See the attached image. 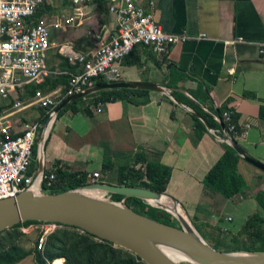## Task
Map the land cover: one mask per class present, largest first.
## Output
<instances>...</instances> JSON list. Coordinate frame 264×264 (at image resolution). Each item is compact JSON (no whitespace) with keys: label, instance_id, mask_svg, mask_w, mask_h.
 I'll list each match as a JSON object with an SVG mask.
<instances>
[{"label":"crops","instance_id":"obj_1","mask_svg":"<svg viewBox=\"0 0 264 264\" xmlns=\"http://www.w3.org/2000/svg\"><path fill=\"white\" fill-rule=\"evenodd\" d=\"M136 2L163 32L183 34L188 40L171 46L162 58L137 46L121 65L118 82L153 83L167 94L148 92L144 103L142 98H135L140 103L129 98L96 104L90 96L77 100L74 108L58 112L43 140V171L98 172L102 183L118 186L119 167L131 165L135 153L143 151L171 171L163 193L166 203L175 201L212 248L239 252L240 232L257 212L254 196L263 188L264 173L227 152L226 129L222 132L210 123L218 126L219 113L233 110L238 125H249L236 142L264 164V54L259 51L264 43V0ZM110 3L94 1L78 9L65 2L42 6L50 9L40 23L48 25L62 13L75 18L71 26L50 33L49 75L66 72L60 70V47L71 45L86 54L115 34ZM10 99L19 100L16 93ZM38 108L21 111L13 122L20 126L40 119L43 109ZM195 114L209 129L198 118L204 130L197 126ZM44 125L35 145L37 167ZM104 160L113 166L109 171L103 168ZM206 186L218 193L206 195Z\"/></svg>","mask_w":264,"mask_h":264},{"label":"built area","instance_id":"obj_2","mask_svg":"<svg viewBox=\"0 0 264 264\" xmlns=\"http://www.w3.org/2000/svg\"><path fill=\"white\" fill-rule=\"evenodd\" d=\"M58 2H65L78 9L94 0H0V200L29 190L36 194H42L43 191L45 172L40 173L37 165L30 172L35 145L43 126L37 119L25 120L17 126L12 119L30 107L42 108L48 112V120L41 134L44 137L57 117L54 111L62 102L61 89L51 92L35 89L34 96L24 101L19 97L29 94L30 88L41 85L49 75L46 62L52 44L48 28L64 30L75 22V18L62 13L48 25L29 23L40 7ZM110 2L108 9L115 18V34L86 54L75 51L71 45L59 49L69 64L82 66L80 73H69L67 97L92 87L100 79L108 83L118 82L121 65L137 46L162 58L171 46L188 40V36L183 34L163 32L154 22L152 14L145 13L136 0ZM259 51L264 54V43L259 44ZM23 89L25 90L22 92ZM12 93H16L19 100L12 102ZM233 115L234 111L227 109L219 118L226 125L228 137L223 141L227 145L228 138L240 140L249 129L247 124L241 126L233 122ZM135 169L143 170V166L137 164ZM52 178L53 176L50 177ZM86 179L88 184L102 183L103 174L89 172ZM46 184L49 186L50 182ZM34 227L38 230L36 248L41 252L45 249L48 236L61 228L56 223L42 222L22 227L21 231L26 233L28 229H35Z\"/></svg>","mask_w":264,"mask_h":264},{"label":"water","instance_id":"obj_3","mask_svg":"<svg viewBox=\"0 0 264 264\" xmlns=\"http://www.w3.org/2000/svg\"><path fill=\"white\" fill-rule=\"evenodd\" d=\"M120 89L167 94L157 84L148 82L98 84L66 97L54 113L57 116L69 104L92 94ZM194 116L209 129L199 115ZM46 136L42 137L41 155L38 156L40 173L43 172L42 152ZM228 144L245 163L264 173V164L247 155L235 140L228 138ZM87 191L144 201L151 207L171 213L179 226L167 225L142 215L127 207L124 200L114 202L98 194L89 195ZM162 197L165 198V195L148 189L104 183L85 184L59 194H36L29 190L0 200V232L25 222H48L76 228L113 247L130 252L144 264H179L169 254L185 258L189 264H264V251L223 253L215 250L192 228L175 201L173 205L166 203L167 206L155 203ZM170 208H178L181 213L178 216Z\"/></svg>","mask_w":264,"mask_h":264},{"label":"trees","instance_id":"obj_4","mask_svg":"<svg viewBox=\"0 0 264 264\" xmlns=\"http://www.w3.org/2000/svg\"><path fill=\"white\" fill-rule=\"evenodd\" d=\"M94 1L98 2L100 0ZM106 3L107 1H104L102 5H105ZM49 9L50 7H40L35 16L29 20V23L32 25L40 23L44 17L42 14L44 11H48ZM60 61V70L66 72L60 73L59 75H48L43 82V85H37L35 88H30L28 96L26 98H22L23 101L34 96L35 89L42 90V88L47 91H52L53 89L59 87L61 89L62 96L60 101H63L67 97L66 93L69 90V73H80L82 71V66H73L69 64L67 59L62 57H60ZM104 83H107V81L100 79L96 81L95 85ZM147 94L148 91L143 90L120 89L101 91L90 95V97L95 98L96 104L111 100L129 98L133 102L144 103L146 101L144 97H146ZM135 98H142L143 100L139 102L136 101ZM80 100L81 99L78 101ZM78 101L69 104L60 112L69 108H74V105ZM221 115L222 113L220 112L219 118H221ZM38 120L37 121L39 123L44 125L48 120V112L41 110L40 119ZM234 120L235 116L233 115L232 121L235 122ZM195 121L197 126H200L201 129L204 130L203 124L197 118H195ZM220 123L221 124L217 126L211 122L210 125L211 127H217L223 132L226 125L222 122ZM226 137L228 136L226 135ZM223 146L231 155L238 157L229 145L223 144ZM132 159L133 161L131 165L119 167L118 186L143 188L163 194L170 179V169L162 165L159 161L150 160L143 151L135 153ZM137 164H141L143 166V170L135 169ZM112 167L113 166L110 160H104L103 168L105 171H109ZM35 168L36 156L34 150L33 164L30 172H33ZM51 176H53L52 179H50ZM47 182H50L49 186H47ZM85 184H88V182L86 174L84 173L60 172L57 169H52L49 172H45V181L42 184V189L48 194H59L76 189ZM217 193L218 192H216V190L212 187H205L206 195H213ZM112 198V201L114 202H120L124 199V197L119 195H112ZM254 200L257 205V212L245 222L241 230L240 235L246 239L244 240V248L242 249L245 251H264V185L261 191H258L255 194ZM125 205L132 210L136 208L138 211H134L153 220L178 227L174 225V223H170L167 219H162L157 214L156 210L144 201L126 198ZM30 224L38 223L25 222L0 232V264H23L30 258L33 259V264H51V262L60 258L64 260V264H144L136 256L124 249L113 247L108 242L96 239L95 237L76 228L63 225H60L61 228L55 230L48 236L43 252L37 250L36 242L34 248L27 249L20 243L24 234L21 231V228Z\"/></svg>","mask_w":264,"mask_h":264},{"label":"rangeland","instance_id":"obj_5","mask_svg":"<svg viewBox=\"0 0 264 264\" xmlns=\"http://www.w3.org/2000/svg\"><path fill=\"white\" fill-rule=\"evenodd\" d=\"M49 31V36L51 32H54L52 30V28H48ZM25 89L21 90L22 92ZM39 109V108H38ZM46 193L45 191H42V194ZM99 197L103 198V199H108L110 201H112V196L110 195H104V193H99ZM134 208V206H133ZM154 208V207H153ZM157 212V214L162 218V219H167L170 223H174V225L179 226V223L177 222V219L169 212H166L164 210L158 209V208H154ZM134 210H137L136 208H134ZM138 211V210H137ZM186 217V216H185ZM188 220V218H187ZM189 221V220H188ZM190 222V221H189ZM192 228L194 229L195 227L192 225V223H190ZM22 229V228H21ZM241 233V232H240ZM203 235V234H202ZM37 236H38V230H34L32 232H26L23 234V237L20 240L21 245H23L25 248L27 249H32L35 247V242L37 240ZM201 236V235H200ZM202 237V236H201ZM204 237V235H203ZM202 237V238H203ZM204 240V239H203ZM244 240H246L242 235H240L239 238V244H243L242 246H240V250H243L242 248H244ZM205 241V240H204ZM246 244V243H245ZM24 264H33V259L31 258V261H26V263ZM60 264V263H59ZM179 264H189L187 262H179Z\"/></svg>","mask_w":264,"mask_h":264},{"label":"bare ground","instance_id":"obj_6","mask_svg":"<svg viewBox=\"0 0 264 264\" xmlns=\"http://www.w3.org/2000/svg\"><path fill=\"white\" fill-rule=\"evenodd\" d=\"M35 189H36V187H35ZM87 194H89V195H92V196H96L97 194L99 195V193H97L96 191H87L86 192ZM156 204L158 203V204H161V205H166L167 206V204H166V200H165V198H161V200L160 201H158V202H155ZM170 211L172 212V213H174V214H176V215H178L179 216V214L181 213L180 212V210L178 209V208H176V209H171L170 208ZM169 254V253H168ZM174 254V253H173ZM175 255V254H174ZM169 256L174 260V261H176V262H186V261H188L187 259H181V258H178L177 256L175 257H172L170 254H169ZM63 264V260H55L54 261V264Z\"/></svg>","mask_w":264,"mask_h":264}]
</instances>
